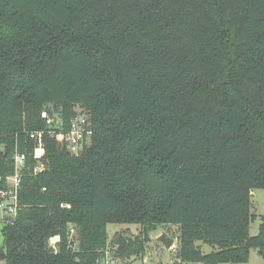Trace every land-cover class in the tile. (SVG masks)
<instances>
[{"label": "trees", "instance_id": "1", "mask_svg": "<svg viewBox=\"0 0 264 264\" xmlns=\"http://www.w3.org/2000/svg\"><path fill=\"white\" fill-rule=\"evenodd\" d=\"M76 109L91 136L74 156L40 114L65 132ZM0 146V191L24 158L0 264H99L109 246L142 260L162 225L179 227L175 264H246L264 253V215L249 236L264 190V0H0ZM109 224L141 230L108 241Z\"/></svg>", "mask_w": 264, "mask_h": 264}, {"label": "built area", "instance_id": "2", "mask_svg": "<svg viewBox=\"0 0 264 264\" xmlns=\"http://www.w3.org/2000/svg\"><path fill=\"white\" fill-rule=\"evenodd\" d=\"M41 119L45 122L48 128H52L49 133L56 140L58 144L62 145L70 155H78L83 148L89 143L91 136L90 124L88 122L87 115L80 109L75 110L74 117L72 118L69 128L64 132L60 120L56 115H49L44 110L40 114ZM42 132H32L29 134V138L35 142V149L33 156L39 159L43 156V143ZM14 173L12 176L6 178V189L0 191V226L11 225L15 221L18 209V192L20 189L21 171L23 170L24 158L15 156L14 158ZM43 165H39L33 171L36 173L42 172ZM62 207L69 208V205ZM74 231H70V237H72ZM57 238V237H55ZM53 238L49 240L52 242ZM57 241L54 242V245ZM104 264H113V254L109 250L104 251Z\"/></svg>", "mask_w": 264, "mask_h": 264}, {"label": "rangeland", "instance_id": "3", "mask_svg": "<svg viewBox=\"0 0 264 264\" xmlns=\"http://www.w3.org/2000/svg\"><path fill=\"white\" fill-rule=\"evenodd\" d=\"M251 196V214L255 216V219L250 223L249 236L254 237L257 235L259 226L261 224L260 218L264 215V190H253ZM106 230L108 241H111L116 234H125L126 238H134L139 234L141 228L134 224H109L106 226ZM162 233H165L167 237L173 240V245L170 250H165L163 246L156 241V238L159 237ZM178 233V226H158L154 232H151L149 234L150 241L145 243V254L142 260L131 259L129 261H124L115 259L113 256V264H175L177 260L176 250L178 246ZM54 242L55 238H53V241L49 242L48 245L52 246L55 250L56 248ZM200 246L203 254L210 253V247L203 244H200ZM115 249L116 246H109L107 250H109L113 254L115 252ZM99 264H104V260H102ZM246 264H264V253L260 254L255 249L250 250L249 260Z\"/></svg>", "mask_w": 264, "mask_h": 264}, {"label": "water", "instance_id": "4", "mask_svg": "<svg viewBox=\"0 0 264 264\" xmlns=\"http://www.w3.org/2000/svg\"><path fill=\"white\" fill-rule=\"evenodd\" d=\"M156 241L161 244L165 250H170L172 248L173 240L167 237L165 233H162L159 237H157ZM48 252L53 253L54 248L52 246H49Z\"/></svg>", "mask_w": 264, "mask_h": 264}, {"label": "crops", "instance_id": "5", "mask_svg": "<svg viewBox=\"0 0 264 264\" xmlns=\"http://www.w3.org/2000/svg\"><path fill=\"white\" fill-rule=\"evenodd\" d=\"M55 241H57V238H55Z\"/></svg>", "mask_w": 264, "mask_h": 264}]
</instances>
